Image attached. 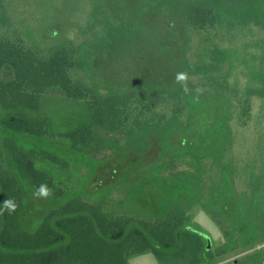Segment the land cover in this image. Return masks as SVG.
I'll return each instance as SVG.
<instances>
[{"label":"trees","instance_id":"16d2710c","mask_svg":"<svg viewBox=\"0 0 264 264\" xmlns=\"http://www.w3.org/2000/svg\"><path fill=\"white\" fill-rule=\"evenodd\" d=\"M248 25L264 29V0H0V203L18 204L0 216V264H131L150 250L159 264H198L200 241L181 205L194 190L174 160L157 169L149 161L185 148L223 151L231 115L219 106L235 97L215 89V74L235 58L212 30ZM196 31L207 41L197 60ZM181 71L189 93L175 81ZM259 73L250 93L264 95ZM215 98L216 111L199 119L196 107ZM162 102L173 110L157 111ZM199 121L204 136L193 134ZM130 152L127 169L110 166ZM100 161L107 181L87 195ZM44 181L53 195L36 200Z\"/></svg>","mask_w":264,"mask_h":264},{"label":"flooded vegetation","instance_id":"af4514ba","mask_svg":"<svg viewBox=\"0 0 264 264\" xmlns=\"http://www.w3.org/2000/svg\"><path fill=\"white\" fill-rule=\"evenodd\" d=\"M234 62L237 63L235 59ZM258 73L252 72L260 80ZM250 90L247 88L246 93L241 95L246 106L238 105V95L235 94L238 93L237 89L233 91L235 98L232 106H219L221 113L229 111L231 115L227 118V138L221 153L205 152L203 149H194L195 152H192L190 148H185L180 153L152 156L149 161L150 168L157 169L165 165L164 162L174 160V164L179 165L181 170L179 179L189 182L194 190V193L183 194L182 198L185 200L181 205L185 226L196 230L200 241L198 264H264V136L244 141L255 144L254 153H245V150L236 153L231 150L235 141V128L249 123L250 95L264 97L258 93H250ZM216 101L218 102L217 98L211 101L210 109L206 105L197 106V117L202 118V113H214L217 109L214 106ZM195 126L199 128L193 134L202 133L200 136H204L208 123L199 121ZM221 138L223 141L222 136ZM197 142L200 144V141ZM157 159L160 161L155 162ZM156 173L159 175L157 170ZM131 206L138 210L136 213L142 219L148 217L139 203L132 202ZM202 210L217 225L220 235L216 236L196 219ZM183 238L186 239L187 236Z\"/></svg>","mask_w":264,"mask_h":264},{"label":"rangeland","instance_id":"374dc122","mask_svg":"<svg viewBox=\"0 0 264 264\" xmlns=\"http://www.w3.org/2000/svg\"><path fill=\"white\" fill-rule=\"evenodd\" d=\"M242 27V26H241ZM224 30H212V35L217 39L218 43L223 47H231L234 58L237 61L235 68L228 69L229 64L224 65L222 71H217L215 74L216 83L214 85L215 89H224L227 93L233 95V91L236 89L238 93V105H243L242 93H246V89H252L262 85V82L257 79L252 72H259L261 77L264 76V60L261 54L264 53V29L259 28L254 25H248L242 27L239 30L234 29L231 33ZM205 36L199 31L194 32L193 43L191 48V57L194 59H199L201 52L207 47V41L204 38ZM240 59H237L239 58ZM245 58V59H244ZM194 84H197L199 88H202L206 85L204 76L193 77ZM197 87V88H198ZM225 93V94H227ZM228 95V94H227ZM249 95V94H248ZM249 104L251 107V117L249 118V123L247 126H241L235 128L234 138L235 141L231 147L233 152L245 153H254L255 144L253 142H244L245 140L250 141L251 138H259L260 135L264 136V97H258L257 95H250ZM174 108V104H168V102H162L156 108L157 111H166L171 112ZM59 120L58 124L65 125ZM73 119L69 118V124L73 125ZM68 124V123H66ZM2 149V138L0 134V153ZM134 152L127 153L125 157H120L117 159L115 156L110 162L111 165L115 167L118 171H124L128 167L125 166L128 161L134 159ZM104 166L106 163L96 162L93 167L92 172L89 173V176L84 181V190L87 192V195L97 194L101 192V184H104L107 179L104 174ZM51 170L56 171L57 167L54 165H49ZM116 172V171H115ZM104 173V174H103ZM114 172L109 174V177L113 175ZM118 173V172H116ZM118 196V195H117ZM38 200V199H36ZM39 204L40 201H38ZM38 206H33V213L37 214V218H40L42 212ZM31 211V210H29ZM34 223V222H33ZM32 226V225H30Z\"/></svg>","mask_w":264,"mask_h":264},{"label":"clouds","instance_id":"9594fccd","mask_svg":"<svg viewBox=\"0 0 264 264\" xmlns=\"http://www.w3.org/2000/svg\"><path fill=\"white\" fill-rule=\"evenodd\" d=\"M176 83L180 84L181 88L185 93L191 92V89L188 87L189 74L186 71L177 72L175 75ZM197 96L202 93V88L195 89ZM54 189L49 185L47 181L41 182L38 186H36L33 196L37 199H48L53 195ZM18 208L17 201L14 197H9L5 199L2 203H0V216L12 215L16 212Z\"/></svg>","mask_w":264,"mask_h":264},{"label":"water","instance_id":"95a60500","mask_svg":"<svg viewBox=\"0 0 264 264\" xmlns=\"http://www.w3.org/2000/svg\"><path fill=\"white\" fill-rule=\"evenodd\" d=\"M196 219L211 230L216 236L221 234L217 225L205 211L202 210L196 216ZM158 262V257L153 251L135 255L130 259L131 264H158Z\"/></svg>","mask_w":264,"mask_h":264}]
</instances>
